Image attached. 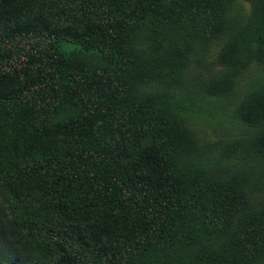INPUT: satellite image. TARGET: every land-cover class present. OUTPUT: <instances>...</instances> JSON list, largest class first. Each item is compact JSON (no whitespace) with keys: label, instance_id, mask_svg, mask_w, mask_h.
<instances>
[{"label":"trees","instance_id":"1","mask_svg":"<svg viewBox=\"0 0 264 264\" xmlns=\"http://www.w3.org/2000/svg\"><path fill=\"white\" fill-rule=\"evenodd\" d=\"M181 26L208 48L169 57ZM210 49L202 87L166 78ZM255 68L264 0H0V264H264V82L235 87ZM228 94L255 135L223 167L198 99Z\"/></svg>","mask_w":264,"mask_h":264},{"label":"rangeland","instance_id":"2","mask_svg":"<svg viewBox=\"0 0 264 264\" xmlns=\"http://www.w3.org/2000/svg\"><path fill=\"white\" fill-rule=\"evenodd\" d=\"M243 5L245 7V11H249V6L247 3L243 2ZM177 29H180V34L178 35V40L175 42H169L167 37L173 36L176 34V31L172 30L170 33L162 34L159 40V44H162L166 48L167 55L173 56V54L169 53L170 50H173L174 46L180 45H188L191 46L193 50L196 48H208L207 41L205 39H202L201 41H198V37L195 38L191 28L186 26H181ZM259 27L254 28L255 34H259ZM190 34H193V39L189 36ZM248 35H252V33L249 31ZM193 50L186 52L184 51V56L180 60L179 67L174 66V69H166V78H169L168 75H176L177 81L176 84H181L182 82L188 83L190 80L188 79V76L191 75L189 78L192 80H195L198 84H200V87L208 81V74L213 73L221 68L220 65H218L216 62H214L213 57H215L216 52L214 50L210 49V51L204 52L197 61L201 62L200 65L196 64L195 60L190 59V52H193ZM169 51V52H168ZM176 56V55H174ZM196 69L198 72H194L193 68L197 67ZM198 80V81H197ZM259 80V81H258ZM256 89L261 87V83L264 82V74L258 69L255 68L252 70V72H246L244 77L239 80V85L237 87V92L241 93L246 87L249 85L257 82ZM242 85H245L246 87H240ZM255 85H252V88ZM197 97V96H196ZM198 99V98H197ZM198 107L199 111H201V118H199V125L202 130L203 136L206 138V141L208 143L207 150L208 152H218L221 153L217 156L218 163L228 161L229 164L234 162L236 158L241 155L240 149H241V140L242 137L250 136V139L252 140L253 136L255 135L254 130H249L245 128L242 124L237 122L233 115V108H234V101L233 97H231L229 94L220 98H212V97H206V96H199L198 99ZM206 134H205V133ZM240 137L239 139L234 140L235 138ZM229 140H234L232 143ZM229 145H225L228 144ZM249 142H246L247 144ZM223 144V147L221 145ZM199 149L192 152L190 154L191 158L194 160H203V158H207L208 155H203L202 150L204 147L199 142ZM227 148V149H226ZM228 150V152H227ZM212 155V154H211ZM209 155V156H211ZM214 155V154H213ZM220 164H211L209 169L206 170L210 175L214 173H220V170L224 171V168L220 166ZM258 169V166H251L249 169H245V175L247 177H250L252 175V172L254 173V170ZM222 171V172H223ZM259 184L264 185V174L260 177ZM4 214V211L0 207V219L2 218V215Z\"/></svg>","mask_w":264,"mask_h":264}]
</instances>
